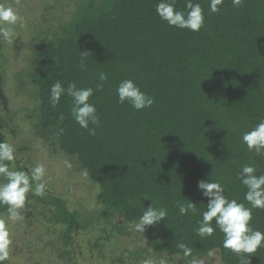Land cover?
<instances>
[{"label":"trees","instance_id":"trees-1","mask_svg":"<svg viewBox=\"0 0 264 264\" xmlns=\"http://www.w3.org/2000/svg\"><path fill=\"white\" fill-rule=\"evenodd\" d=\"M20 1L25 0L0 3L30 17L33 2H45ZM158 2L46 0L39 17L46 9L54 15L67 11L69 16L44 20L53 24L34 32L32 53L25 54L24 65L15 71L14 96L26 98L22 97L28 107L21 111L34 135L45 148L55 147L78 165L82 175L86 170L84 176L97 188L99 183L93 208L86 212L68 207L67 198L52 195L51 189L43 196L28 194L25 205L37 211V203L42 204L40 214L47 219L43 223L60 225L51 234L60 241L50 246L58 254V260L55 255L49 258L53 264L73 261L71 239L93 223L109 230L89 244L90 249L104 240L113 252L122 246L120 255L127 250L120 240L123 235L133 233L143 241L139 249L127 251L133 264H142L152 254L164 255L173 264H199L212 252L219 254L222 264H240V257L223 247L218 228L212 236L197 234L208 203L197 185L201 180L220 181L228 199L250 207L238 173L252 164L257 175L264 174V153L250 152L242 142L243 134L264 117V0H241L239 6L224 0L216 13L209 11V0H192L204 10V26L197 32L162 21L155 11ZM64 3L73 10H65ZM185 3L176 0V8L185 10ZM17 44L0 39V64L13 48L21 47ZM80 51L89 52L84 70L79 66ZM2 69L0 90L6 82ZM100 72L107 73L108 80L96 90ZM123 79H133L154 98L153 105L137 111L119 104L116 88ZM56 81L65 88L70 82L94 88L89 102L100 117L94 136L72 118L66 94L51 105L49 90ZM0 141L8 142L1 132ZM14 148L16 153L23 149ZM9 167L26 169L16 158ZM0 182L6 180L0 177ZM186 199L196 204V215L179 213L175 202ZM151 202L153 207H167L168 215L146 226L144 233L130 230ZM5 213L7 207L0 205V216ZM250 226L264 232V210H252ZM181 243L192 249L191 255H184ZM249 259L250 264H264V247Z\"/></svg>","mask_w":264,"mask_h":264},{"label":"clouds","instance_id":"clouds-1","mask_svg":"<svg viewBox=\"0 0 264 264\" xmlns=\"http://www.w3.org/2000/svg\"><path fill=\"white\" fill-rule=\"evenodd\" d=\"M223 3L224 0H209V11L219 12ZM240 3L241 0H233V6H239ZM155 11L170 27L197 32L204 26V10L200 3H193L192 0H186L185 10L176 8V0H159ZM24 23V17L15 8L0 3V39L12 40L15 36V26L18 24L23 26ZM88 54L87 51H80L81 70L87 67ZM107 80V73H98L95 89H102ZM65 94L71 98L72 118L82 129L94 136L96 128L100 126L96 106L89 102L94 94V88L77 87L74 82L68 83L65 88L60 81H56L49 90L51 105L55 107ZM116 94L119 104L127 103L137 111L149 108L154 103V98L142 91L133 79L121 80L116 88ZM90 125L93 127H89ZM242 142L250 152L254 151L256 155L264 153V117L243 134ZM15 154L16 149L11 143L0 141V177L6 180V182H0V205L7 207L8 219L13 221L22 217L21 209L25 207V201L30 192L43 196L47 189L45 166L39 163L32 168L10 169L9 165L14 162ZM68 166L71 167L70 164ZM256 173L257 169L254 165L246 164L237 177L247 189L244 200L250 207L236 199H228L220 181L201 180L197 185L202 195L208 198L207 209L202 212V219L196 229L197 234L201 237L212 236L218 228L223 233V247L238 255L240 264H250L249 257L259 248L264 247V232L250 226L252 210L255 208L264 210V174ZM83 175L87 176L86 170L83 171ZM97 185L99 191L98 182ZM175 206L181 215L198 213L196 204L187 199L177 200ZM167 215V207H153L151 202L138 220L130 225V230L144 233L146 226L158 224ZM11 244L7 221L0 216V264L8 260ZM179 248L185 256L192 253V249L183 243L179 244ZM142 264H156V261L152 257H146ZM159 264H165V262L161 260Z\"/></svg>","mask_w":264,"mask_h":264},{"label":"rangeland","instance_id":"rangeland-1","mask_svg":"<svg viewBox=\"0 0 264 264\" xmlns=\"http://www.w3.org/2000/svg\"><path fill=\"white\" fill-rule=\"evenodd\" d=\"M49 1L51 2V0ZM41 2H33L34 10L32 11L33 15L30 14V17L27 16L28 12L24 11L23 17L25 23L23 26L19 24L15 26V36L9 41H14L18 43L17 45H21V47L13 48L5 55L6 63L0 64V70L4 68L6 78L5 86L0 90V132L5 134L6 140L13 146L22 145L23 149L15 155V158L20 160L22 165L26 168H32L36 164L42 163L45 166L47 189H51L49 192L52 193V195H64L68 200V207L86 212L93 208L97 186L88 181L87 178L82 175L78 165H73L71 161L62 153L58 152L55 147L47 146L45 148L42 145L41 139L34 135L33 128L28 121H25V117L21 111L23 107H28L27 100H24L26 98L23 95L14 96L15 89L12 87L16 74L15 71L17 69L20 70L24 65L23 57L26 53L29 55L32 53L30 46L34 42V32L46 28L49 23L53 24L52 21L46 22L44 20L49 21L51 18L61 17L60 15H63V13L66 14V17L69 16L67 11L59 15L57 13L54 15V13H49L46 9L47 14L43 15L41 18L39 17L41 8H47L46 5H42L46 4V0L44 3ZM26 3L31 4L26 0L24 2L20 1L19 4ZM66 4L68 3L63 4L65 10L67 8ZM69 9L71 12L73 7L70 8L68 6L67 10ZM35 15L36 18H34ZM37 19H41V21L38 22L36 21ZM22 44L28 47L24 49ZM68 164H70L71 167H69ZM34 187L35 185L33 184V189ZM30 193L33 194L34 192ZM30 198L34 200L32 197ZM37 205L38 207L33 224L27 229H25L26 224L21 218L13 221L8 219L7 213L2 216L7 221V227L12 240L9 249V258L6 260L7 264H42V262L43 264H53L51 263L53 258H49H51V255L55 254L51 252L50 246L60 241L58 238H55L56 236L52 237L51 234L52 230L56 232L60 225L55 222H53V225L43 223V221L46 222L47 219L40 214L41 211L39 206H42V204L38 202ZM104 230L106 232H104ZM108 230L109 228L104 229L99 223H93L84 230H79L78 233L73 236L70 243V248L74 250L75 254L71 264H133V260L127 255V251L139 249L144 245L143 241L141 239L137 240L133 233L125 237L124 235L121 238L119 237L121 241H126H122V244H125L124 247L127 249L123 254L119 255V250L122 249V246H118L116 251L113 252L108 248L106 245L108 243H105L104 240L99 241L95 249L89 248V244H95L97 237L99 238L107 235ZM25 231L28 234L25 233ZM47 244L50 245L48 246ZM99 248L105 251L102 253L103 256L99 254ZM57 255L58 254L55 255V260H58ZM117 257L118 260L113 261V259ZM150 257L156 262L163 260L166 264H173V262L170 260L168 261L164 255L155 257L152 254ZM199 264L222 263L219 254L217 252H212Z\"/></svg>","mask_w":264,"mask_h":264},{"label":"flooded vegetation","instance_id":"flooded-vegetation-1","mask_svg":"<svg viewBox=\"0 0 264 264\" xmlns=\"http://www.w3.org/2000/svg\"><path fill=\"white\" fill-rule=\"evenodd\" d=\"M50 188L46 189V191H49ZM32 207V206H31ZM30 207V205H25L24 209H21V213H22V217L21 219L23 220V222L29 226H32L34 218L36 216V210H32V208ZM41 211V210H40ZM42 216V215H41ZM43 217V216H42ZM27 221H29L30 223H28ZM19 223V222H18ZM18 225V224H17ZM25 233H27L25 231ZM28 234V233H27ZM73 261H71L69 264H71Z\"/></svg>","mask_w":264,"mask_h":264}]
</instances>
